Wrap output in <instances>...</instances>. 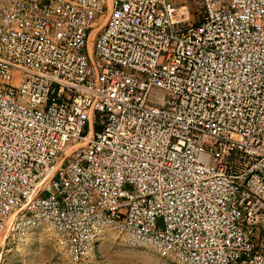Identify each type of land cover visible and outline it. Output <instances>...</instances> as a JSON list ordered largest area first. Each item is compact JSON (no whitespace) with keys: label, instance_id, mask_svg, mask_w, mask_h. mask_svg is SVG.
<instances>
[{"label":"bare ground","instance_id":"1","mask_svg":"<svg viewBox=\"0 0 264 264\" xmlns=\"http://www.w3.org/2000/svg\"><path fill=\"white\" fill-rule=\"evenodd\" d=\"M200 1L177 29L166 0H109L94 37L101 0H0L1 206L75 257L103 223L190 264H257L264 0Z\"/></svg>","mask_w":264,"mask_h":264},{"label":"rangeland","instance_id":"2","mask_svg":"<svg viewBox=\"0 0 264 264\" xmlns=\"http://www.w3.org/2000/svg\"><path fill=\"white\" fill-rule=\"evenodd\" d=\"M104 8L98 15L91 36L105 25L109 0H101ZM177 29L201 21L203 10L199 0H167ZM185 5V6H179ZM94 40V39H93ZM89 54L88 48L86 49ZM159 93V92H158ZM152 91V98L157 94ZM164 97L167 93L160 92ZM101 118L94 115L82 134L92 125L98 130ZM83 141H72L65 149L59 164L69 161L84 147ZM90 251L86 256L75 257L70 246L40 220L22 217L0 205V264H190L176 250L147 237H138L117 226L96 223L93 227ZM264 234L256 231L253 241L259 245ZM264 255V250L262 249Z\"/></svg>","mask_w":264,"mask_h":264},{"label":"crops","instance_id":"3","mask_svg":"<svg viewBox=\"0 0 264 264\" xmlns=\"http://www.w3.org/2000/svg\"><path fill=\"white\" fill-rule=\"evenodd\" d=\"M200 5H201V1H200ZM166 6L168 7V9L170 11L172 21L174 22V24L177 23L173 19L172 10H171V7L169 6L167 0H166ZM179 6H185V5H179ZM201 7H202V5H201ZM201 20H202V18H201ZM198 23H200V22H198ZM198 23H195V24L197 25ZM195 24H189V25H195ZM255 233H256V231L254 232V234ZM254 234H253V236H254ZM262 234H264V232H262ZM252 242H253V246H254V249H255L256 255H257V257H256L257 264H264V255L262 254V251H261L262 249L264 250V239L262 238V240H261L259 245H257L254 241H252ZM253 264H255V263H253Z\"/></svg>","mask_w":264,"mask_h":264}]
</instances>
